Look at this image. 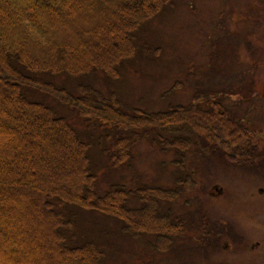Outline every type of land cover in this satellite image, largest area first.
I'll list each match as a JSON object with an SVG mask.
<instances>
[{"label": "trees", "instance_id": "16d2710c", "mask_svg": "<svg viewBox=\"0 0 264 264\" xmlns=\"http://www.w3.org/2000/svg\"><path fill=\"white\" fill-rule=\"evenodd\" d=\"M169 2L0 0L1 261L9 254L24 264H101L103 251L93 240L69 242L65 230L73 222L66 218L68 204L116 217L131 233L152 231L158 243L170 245L171 236L184 235V222L173 218L170 202L194 185L184 170L190 147L206 148L220 160L239 153L248 156L249 164L260 157L250 126L229 117L218 102L204 104L203 92L165 111L128 113L114 94L104 99L91 86L79 85L80 94L75 95L46 78L97 71L108 79L120 78L122 68L137 57L134 32ZM22 87L47 93L74 109L86 117L88 130L103 128L97 145L112 167L128 161L131 145L142 139L162 151L173 150L178 169L174 186L131 190L114 184L98 195L89 171L90 143L52 107L29 99ZM108 139L113 140L111 148L102 145ZM130 197L140 207H128ZM161 200L167 203L162 211ZM45 203L53 214L45 213L53 237L48 242L37 221Z\"/></svg>", "mask_w": 264, "mask_h": 264}, {"label": "rangeland", "instance_id": "374dc122", "mask_svg": "<svg viewBox=\"0 0 264 264\" xmlns=\"http://www.w3.org/2000/svg\"><path fill=\"white\" fill-rule=\"evenodd\" d=\"M134 43L137 57L118 79L101 71L46 78L75 95L79 85L91 86L104 99L114 94L128 113L165 111L203 92L204 104L218 102L229 117L250 126L260 157L248 164L243 154L220 160L206 148L190 147L184 170L194 185L170 202L173 218L184 222V235L171 236L170 245L158 243L152 231L131 233L122 220L75 204L64 208L73 222L65 227L69 242L93 240L103 251L101 264H264V0H170L134 32ZM22 91L52 107L90 143L89 171L98 195L114 184L131 190L174 186L173 150L162 151L142 139L131 145L128 161L112 167L97 145L103 128L87 130L86 117L47 93ZM112 143L108 139L102 145L111 148ZM161 201L160 211L167 205ZM126 204L132 209L141 205L131 197ZM49 206L42 205L37 220L47 242L53 240L44 223L45 213L53 215ZM0 264L24 263L4 254Z\"/></svg>", "mask_w": 264, "mask_h": 264}, {"label": "flooded vegetation", "instance_id": "af4514ba", "mask_svg": "<svg viewBox=\"0 0 264 264\" xmlns=\"http://www.w3.org/2000/svg\"><path fill=\"white\" fill-rule=\"evenodd\" d=\"M226 245V244H225Z\"/></svg>", "mask_w": 264, "mask_h": 264}]
</instances>
